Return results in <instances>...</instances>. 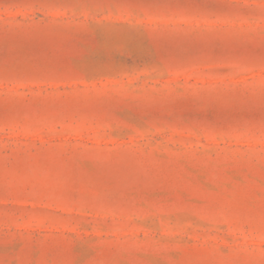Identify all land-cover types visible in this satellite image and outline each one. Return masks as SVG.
<instances>
[{
  "label": "rangeland",
  "instance_id": "374dc122",
  "mask_svg": "<svg viewBox=\"0 0 264 264\" xmlns=\"http://www.w3.org/2000/svg\"><path fill=\"white\" fill-rule=\"evenodd\" d=\"M0 264H264V0H0Z\"/></svg>",
  "mask_w": 264,
  "mask_h": 264
}]
</instances>
